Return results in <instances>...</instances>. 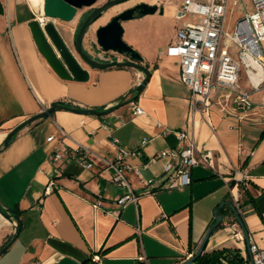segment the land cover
<instances>
[{"label": "crops", "instance_id": "obj_1", "mask_svg": "<svg viewBox=\"0 0 264 264\" xmlns=\"http://www.w3.org/2000/svg\"><path fill=\"white\" fill-rule=\"evenodd\" d=\"M1 1L5 29L0 31V204L19 216L20 225L15 240L0 255V264H178L196 252L217 222L216 210L222 220L204 252L230 248L249 256L246 238L235 236L238 221L228 204L236 205L234 195L249 240L264 247V88L253 93L256 104L249 111H223L214 105L209 123L197 116L198 148L207 162L191 168L187 186H158L163 162L152 158L179 145L178 132L190 109L191 90L180 80L179 61L166 54L177 28L187 20L175 17L183 0L175 10L126 20L127 28L122 22L123 39L142 54L150 71L140 93L136 87L145 73L134 67L94 68L82 63L89 72L87 80L61 78L40 52L29 26L30 20L44 17L42 11L23 0ZM103 15L94 22L95 29L108 22L109 14L104 21ZM167 16L174 17L172 31L156 45L157 27ZM45 20L55 23L76 54L81 15L71 22ZM84 46L101 60L127 59L97 45L91 49L86 41ZM242 84L249 85L245 77ZM54 101L114 110L98 115L57 107L24 126L3 147L16 125ZM134 104L144 112L135 115ZM62 129L66 136L61 140ZM51 135L56 138L49 140ZM143 138L147 143L142 144ZM119 146L140 150L126 159L128 186L111 181L114 169L107 160L116 157ZM58 148L66 152L56 161ZM81 157L92 167H84ZM142 178H154L150 192H144ZM50 181L54 185L47 191ZM129 188L141 196L119 209L116 199ZM16 224L18 220L0 214V249L13 237Z\"/></svg>", "mask_w": 264, "mask_h": 264}, {"label": "built area", "instance_id": "obj_2", "mask_svg": "<svg viewBox=\"0 0 264 264\" xmlns=\"http://www.w3.org/2000/svg\"><path fill=\"white\" fill-rule=\"evenodd\" d=\"M252 10H248L243 0H183L176 9L177 19L183 21L176 30L175 38L168 44L166 54L178 59L180 80L191 90L190 109L185 127L178 132L179 145L164 148L153 156V160L163 162V174L158 186L172 189L191 184V168L199 163H206L207 156L201 154L195 127L197 116L209 123L210 110L218 105L223 111L233 108L249 111L256 102L253 93L264 88V0H251ZM242 5L243 15L236 19L232 28H227V17L234 7ZM262 69L257 80L253 75ZM243 77L249 82L242 84ZM143 108L133 106L135 115L142 114ZM66 136L61 130L60 138ZM56 137L51 135L49 140ZM117 140V139H116ZM148 139L143 138L142 144ZM66 150L58 148L53 160L65 157ZM140 154V150L125 146L117 148L114 159L107 160L114 169L111 181L119 186H128L124 169L126 159ZM80 163L92 167L93 163L81 157ZM147 186L144 192H150L154 186V178H142ZM54 185L50 181L46 190ZM141 196L129 188V191L116 199L118 208L136 203ZM236 207L239 199L234 195ZM100 201L96 202L99 206ZM237 240L245 236L238 222L235 223ZM249 256L242 255L250 264H264V247L249 240ZM194 255V251L181 260L183 262ZM179 262V263H180ZM178 263V264H179ZM191 264H197L196 261ZM219 264H230L228 258H221Z\"/></svg>", "mask_w": 264, "mask_h": 264}, {"label": "water", "instance_id": "obj_3", "mask_svg": "<svg viewBox=\"0 0 264 264\" xmlns=\"http://www.w3.org/2000/svg\"><path fill=\"white\" fill-rule=\"evenodd\" d=\"M98 0H44L43 11L44 15L41 20L35 18L29 21V26L32 31L34 40L40 50V52L45 57L51 68L64 79H73L77 81H85L89 78V72L85 69L78 56L89 66L94 68H107L112 66H128L134 67L142 70L145 73V77L142 82L136 87L137 93H140L144 86L146 85L149 77V69L142 63V54L135 49L132 45L127 43L123 39L124 27L122 22L130 20L139 16L146 14H152L157 11L160 13L164 12L163 6H158L157 4H150L145 1L139 2L134 6L128 7L121 12L114 15L105 25H102L96 29L95 36L96 41H92L91 46L97 45L103 50V52L114 51L119 54H123L127 57L126 60L110 59L101 60L95 58L84 46V41L87 33L93 23L101 17L104 12H106L112 6L125 2L127 0H107L105 3L95 7L91 12L85 17V19L79 25L76 37L74 39V49L76 54L72 49L66 44L64 38L57 29L55 23L52 20L47 19H61L65 22H71L77 16L79 10L84 6H92ZM0 14H5V6L0 0ZM57 107H64L66 109L72 110L77 113H93L98 115H105L114 110V107L107 109H97V108H82L75 106H65L61 101H54L51 105L43 109L42 111L26 118L18 125H16L5 137L3 141V147L8 146L10 140L13 136L24 126L28 125L30 122L44 118L52 114V112ZM233 211L235 212L236 219L240 226L243 228L244 236L249 244V233L245 227V224L237 212L234 204L228 202ZM216 213L217 222L210 226L202 239L198 249L194 255L179 264H191L195 262L196 259L202 254L205 249L206 243L216 225L222 220V215ZM0 214L10 221L18 220L16 224L15 232L13 237L9 242L3 245L0 249V255L4 253L13 243L17 234L18 227L20 225L19 216L17 214L9 213L0 204ZM250 264H253L251 261Z\"/></svg>", "mask_w": 264, "mask_h": 264}, {"label": "rangeland", "instance_id": "obj_4", "mask_svg": "<svg viewBox=\"0 0 264 264\" xmlns=\"http://www.w3.org/2000/svg\"><path fill=\"white\" fill-rule=\"evenodd\" d=\"M24 2H26V4H29L28 0H23ZM107 0H98L95 4H93L92 6H84L82 7L79 12H78V16L81 15L82 18H84L89 12H91V10L103 3H105ZM140 1H145L148 2L150 4H157L158 6H163L164 7V12H169L170 10L176 8V5L181 1V0H128L125 2H122L120 4H117L115 6H112L111 8H109L106 12H104V14L107 13V15L109 14V17L107 19V21H109L114 15H116L117 13L121 12L122 10L133 6L134 4H136L137 2ZM244 3L247 6L248 10H252V4H251V0H243ZM122 5V6H121ZM118 10V11H117ZM157 14H160L159 11L156 12ZM243 15V6L239 5L234 7L233 12L227 17V28H232L234 22L236 21L237 18L241 17ZM2 15H0V31H2L3 29H5V25L2 21ZM102 20V19H101ZM103 21V20H102ZM106 21V22H107ZM173 21H174V17L172 16H167L164 19L161 20V23L158 25L157 30L158 32L156 33L157 35L155 36V43L156 45H158L161 41H163L164 39H166V37L171 33L172 28H173ZM130 21H124V27L126 26V28L129 26ZM95 24L93 23V25L91 26V28L89 29L88 33H87V37H86V44L87 46H89V48L92 49L91 43L92 41H96V36H95ZM9 28L7 27V30ZM73 50L75 51V49L73 48ZM96 56V53L93 54ZM78 59L80 60L81 64L84 63L86 64L77 54Z\"/></svg>", "mask_w": 264, "mask_h": 264}, {"label": "trees", "instance_id": "obj_5", "mask_svg": "<svg viewBox=\"0 0 264 264\" xmlns=\"http://www.w3.org/2000/svg\"><path fill=\"white\" fill-rule=\"evenodd\" d=\"M65 106H72L71 104L62 102ZM226 257L230 264H248L245 258L242 256L240 250L222 248L213 250L211 252H202V254L196 259L197 264H219L221 258Z\"/></svg>", "mask_w": 264, "mask_h": 264}, {"label": "bare ground", "instance_id": "obj_6", "mask_svg": "<svg viewBox=\"0 0 264 264\" xmlns=\"http://www.w3.org/2000/svg\"><path fill=\"white\" fill-rule=\"evenodd\" d=\"M28 1L34 8L43 11L44 0H28ZM41 18H43V16ZM106 18H107V15H103L102 20L104 21ZM261 74H262V69L260 68L259 71L253 75V79L257 80L258 76H260Z\"/></svg>", "mask_w": 264, "mask_h": 264}, {"label": "flooded vegetation", "instance_id": "obj_7", "mask_svg": "<svg viewBox=\"0 0 264 264\" xmlns=\"http://www.w3.org/2000/svg\"><path fill=\"white\" fill-rule=\"evenodd\" d=\"M127 1H128V0H127ZM140 2H143V1H140ZM137 3H139V2H137ZM137 3H136V4H137ZM136 4H134V5H136ZM134 5H133V6H134ZM91 11H92V10H91ZM88 14H89V13H88ZM88 14H87V15H88ZM87 15H86V16H87ZM86 16H85V17H86ZM85 17L82 18L81 22L85 19ZM81 22H80V24H81ZM102 60H107V59L103 57Z\"/></svg>", "mask_w": 264, "mask_h": 264}]
</instances>
